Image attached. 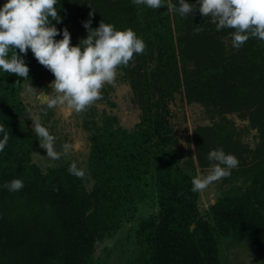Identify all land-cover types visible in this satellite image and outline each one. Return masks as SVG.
<instances>
[{"label": "trees", "instance_id": "obj_1", "mask_svg": "<svg viewBox=\"0 0 264 264\" xmlns=\"http://www.w3.org/2000/svg\"><path fill=\"white\" fill-rule=\"evenodd\" d=\"M169 2L179 6V0H164L159 9L133 0H58L56 40L67 28L78 45L91 20L93 29L101 21L131 28L146 44L119 68L138 97L140 121L133 130L117 117L93 122L89 178L71 175L70 164L44 170L33 161L39 139L22 95L27 83L53 82L54 75L30 49L27 55L17 49L29 81L0 70V125L10 134L0 152V264H108L110 251L96 257L106 240L116 241L121 264H228L226 245L246 246L264 264V41L250 38L233 48L234 30L217 31L198 0H186L197 6L186 17L169 12ZM176 95L207 110L243 111L259 132L260 145L250 150L233 127L199 128L197 138L220 144L222 137L239 157L230 185L204 212L201 192L191 191L196 174L182 162L174 135ZM13 179L24 187L9 192L3 185Z\"/></svg>", "mask_w": 264, "mask_h": 264}, {"label": "clouds", "instance_id": "obj_2", "mask_svg": "<svg viewBox=\"0 0 264 264\" xmlns=\"http://www.w3.org/2000/svg\"><path fill=\"white\" fill-rule=\"evenodd\" d=\"M133 3L152 9L164 6V0H133ZM198 3L199 12L204 17H211L217 31L234 30L230 33L233 48L239 49L250 38L264 41V0H198ZM57 4L58 0H6L0 7V70L29 81V67L17 49L24 55L30 49L35 59L55 77L49 86L54 95H42L41 103L48 109L66 105L79 114L103 98L105 85L116 86L118 69L128 67L134 54H143L146 44L131 28L117 30L113 24L101 21L93 29L91 20L84 22L88 35L78 45L71 44L67 28L63 30V38L56 40L55 37L61 34L52 23L53 20L61 23ZM196 7L186 0H179L178 7L167 3V10L178 12L181 17L190 15ZM202 30L197 26L194 31L198 34ZM35 90L30 82L25 85L26 92ZM32 122L40 147L47 151V158L55 161L69 155L70 144L64 143L62 151H57L56 137L43 126L40 118L37 116ZM0 133H3V139H0V152H3L10 134L4 125H0ZM207 159L212 162L210 171L192 178L191 191L194 193L230 177L231 171L239 166L238 158L225 153L222 148L211 150ZM68 171L77 178L85 175L75 161ZM3 187L9 192H17L24 187V182L13 179L5 182Z\"/></svg>", "mask_w": 264, "mask_h": 264}, {"label": "rangeland", "instance_id": "obj_3", "mask_svg": "<svg viewBox=\"0 0 264 264\" xmlns=\"http://www.w3.org/2000/svg\"><path fill=\"white\" fill-rule=\"evenodd\" d=\"M51 83L31 84L36 89L34 92L29 93L25 89L23 91L22 97L31 117L30 127L33 130L32 120L38 116L43 126L48 128L50 134L56 137L55 149L57 151H62L64 143L70 144L71 148L67 157L54 161L46 157L47 151L40 147L39 142L33 154V161L44 170L62 164H71L75 161L77 167L82 169L85 176L89 178L88 158L93 122L95 121L97 125H100L105 117H117L122 127L133 130L139 123L142 113L139 108L138 97L130 83L124 80L122 72L118 69L116 86L105 85L102 89L103 98L96 101L86 112L77 114L75 111L68 109L66 105H57L55 108L48 109L46 104L41 103L42 95H54L53 90L49 87ZM45 112L46 114H44ZM171 112L174 135L184 150L182 162L186 163L189 169L195 172L196 176L206 175L210 171L212 162L207 159V155L211 150L222 148L225 153L234 154L230 146L225 144L224 139L222 141V137L220 144H213V139L205 141L203 137L197 138L199 128L228 127L232 129L233 127L235 133L239 134L241 132L246 148L257 150L260 145L259 132L257 129L252 128L250 116L242 117L246 115L243 111L231 112L225 105L216 107L215 110H207L197 103L186 104L182 101L180 95H176L171 103ZM262 115L259 119L264 121ZM234 155L239 158L236 153ZM237 170H239V166L231 171L230 177L214 182L207 189L200 191L199 207L202 212L207 211L215 203L223 189L230 185L229 182ZM92 184L93 181L89 182L88 186L91 187ZM115 242V240H106L101 243L96 249V257L106 259V255L110 251L108 264H121L119 252H113ZM224 252L228 257V264H261L254 252L246 246L226 245Z\"/></svg>", "mask_w": 264, "mask_h": 264}]
</instances>
